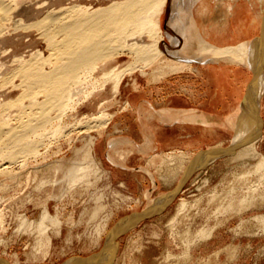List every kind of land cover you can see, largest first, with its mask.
Segmentation results:
<instances>
[{
  "label": "rangeland",
  "instance_id": "1",
  "mask_svg": "<svg viewBox=\"0 0 264 264\" xmlns=\"http://www.w3.org/2000/svg\"><path fill=\"white\" fill-rule=\"evenodd\" d=\"M262 2L264 11V0ZM110 3L106 2L104 6ZM99 7L95 6V9ZM172 9L173 4H167L158 18L155 30L158 34L161 32L160 36L154 34L153 37H144L148 44L160 41L159 48L169 53L153 63H136L127 45H124L126 48L103 53L102 58L86 67L84 74L80 76L78 81L83 85L80 83L79 89L74 91V96L77 92L76 97L73 99L69 95L68 101L64 98L62 102L66 107L59 111L61 114L56 111L50 114L54 123L44 128L43 133H51L46 132L47 139L38 147L37 158L30 159L29 156L26 163L15 162L12 165L5 163L6 161L1 162L0 169L10 165L12 170H9L10 173H0V259L9 264H79L104 250L111 230L123 217L156 205L162 197H167L174 190L178 170L176 167V173L170 172L171 176H168V165L154 166L155 172L150 174L141 190L111 182L109 167L96 160V146L92 145L93 141L95 143L100 139L105 129H87L92 126L87 123L89 117L100 112L113 115L119 109L120 96L111 89L110 84L101 83L103 74L126 69L123 79L140 76L159 80L174 72H185L191 67L187 65L185 69L183 63H178L172 57L177 52V55L184 57H189L191 53L183 55L184 45L190 38L186 43L184 37L178 38V42L177 38L170 36L169 19ZM19 19L25 21L20 17L16 20ZM261 22L262 19L260 26ZM11 27L0 40V103L3 107L0 109V113H3L0 125L4 124L3 132H7L1 136L8 135L10 130L26 133L19 124L22 122L17 119L21 115L20 105H28L29 100H21L23 89L16 86L21 80L14 79L11 75L18 67L14 57L24 56L26 60H30L32 53L39 52L41 56L37 55L35 58L40 56V60L37 59L39 63H46L42 67L46 71L51 69L50 61L55 62L60 58V54H52L47 39L38 32L23 33ZM170 37L175 38L177 43ZM198 39L201 38H196L195 42ZM190 56L194 57L195 54ZM61 61L66 63L62 64L64 67L73 62L67 59ZM62 79L60 82L66 84L74 81L73 78ZM38 100L43 101L44 96L39 95ZM10 101L16 102L18 106L13 102L16 106L8 104L7 107L5 103ZM258 102L260 120L257 118L256 124H261V132L258 133L262 134V139L258 142L257 150L264 155V90L258 97ZM129 107L124 103V110ZM4 111H7L6 114L9 111L10 114L6 115ZM56 115L61 116V119ZM246 117L247 113H244L243 120ZM246 122L248 123L246 119L242 122V130L247 126ZM41 132L42 130L39 133ZM35 136L36 133L33 132L27 140L38 141ZM8 145L12 147L10 140H6V146ZM229 145L231 143L227 141L223 146L225 148ZM87 147L91 149V157L85 155ZM15 148L18 149V146ZM241 150L235 149L196 171L161 214L144 219L130 229L125 228L115 240L114 247L117 251L113 264H264V167L257 165L260 162L258 158L252 160L251 157H246L238 161ZM16 151L5 150L7 154H14ZM21 159L24 160L23 156L19 158ZM93 162L101 168L100 172L95 171L97 168ZM79 164L95 170L88 173L86 169L87 173L83 174L85 176L81 177L82 180L77 181L80 182L78 185L70 184L73 182L69 178L66 180L64 176L66 169ZM173 168L175 167L169 166V169ZM159 176L163 177L164 184L159 181ZM69 184L73 187L70 188ZM255 185L261 187V190L253 194L248 189ZM148 190H152L149 197L146 196ZM44 214L48 217L44 218ZM41 222L43 228H40Z\"/></svg>",
  "mask_w": 264,
  "mask_h": 264
},
{
  "label": "bare ground",
  "instance_id": "2",
  "mask_svg": "<svg viewBox=\"0 0 264 264\" xmlns=\"http://www.w3.org/2000/svg\"><path fill=\"white\" fill-rule=\"evenodd\" d=\"M109 1L111 3L108 6L107 5L104 6V4ZM198 1L199 0H0V40L4 37V35L8 31L11 30L10 29L11 26L15 27L17 31L20 30V32H23V33H28L30 31H36L40 34L41 37L47 39V42L49 43L48 47L49 49H51L52 54L54 52H56V54H60L59 56L60 58H57V57H56L57 59L54 58L56 59L55 62L53 61L49 62L51 66V69H49L50 71H46L44 68H42L45 66L46 63H42V64L39 63L40 56H41L39 52L37 54L32 53V57H31V58H35L37 55H40L37 58L39 60H37L36 58L35 60L31 58L30 60H26L24 56L23 57L13 56L14 57L13 60L18 65V67H16L17 69H15L11 75H13L14 79L19 78L21 80L20 84L16 86L17 88L20 86L21 89H23V93L21 95L23 97L22 98L18 97V98L19 99L21 98V100L23 99L29 100L28 105H23L22 103H18L19 105L22 104L20 105V108H22V110L19 109L21 111L20 113L22 116L21 115L19 116L17 114L19 117V119L17 120L18 122L20 121L22 122L19 124H21V127L23 128L22 129L23 132L25 131L26 133L21 134L19 131L18 133L16 130H14L13 132L12 130H10L11 133L9 132L8 135H4L6 136L4 137L1 135L4 133L7 134V132H3V130H5L4 124L2 126L0 125V164L3 161H6L5 163L11 164V165L15 162L26 163V160L28 159L27 157L29 156H31L29 157L30 159L35 158V157L37 158L38 147H41L42 146L41 143L45 141V139H47V136H45L47 131L43 133L44 128L49 127V124H51L53 120V118L50 117V114L53 111H56V113L61 114L62 112H59V111H61L62 107L63 109L64 107H66L63 104L64 98L65 100L68 101L69 97L67 96L70 95V97L71 98L73 97V99L76 97L77 92L74 96V93H75L74 91H76V89L78 88V85H80L81 83L80 81H78L80 79V76L84 74L86 67L93 65L94 64L93 62H96L97 60L101 59L103 53H106L109 50L123 49L125 47L124 45H127L128 49L132 53L133 60L136 63L137 62L153 63L158 58L169 53L168 51H163L159 48L160 41H157L155 44H148L146 41H144V37H147V36L153 37L154 34L159 35L161 33L159 32L158 34V32H156L155 30V27H156L158 18L163 13L167 4H169V6L173 4L174 6V9H172L171 11L172 16H170V18L172 17V20H173L172 25L176 27V30L174 26H173V29L175 31L179 29L178 30L179 33H181L180 29L187 30L186 24H184L186 21L183 22L184 19L187 20L186 17L188 18V21H189L187 22L188 24L187 27L191 28L192 27L191 21L193 20V17L195 15L194 14L195 8L197 7L196 4ZM182 3L183 4L185 3V5L187 6L185 8L180 6L179 4L182 5ZM84 4H87V5H84ZM95 6H100V7L95 9ZM261 16H262L261 17L262 25L260 29V34L263 28L264 11ZM18 17L23 18L25 21H23L22 19L16 20ZM195 28L196 27H194V29ZM191 33L193 34L195 32L193 31ZM191 33L189 32V35ZM183 34L184 32L182 33V35ZM187 34L186 36H189ZM171 37L169 39L172 40L173 38ZM161 38H162V34H161ZM257 38H255L253 41L241 42L235 46L218 47V46H214L206 42L204 39L196 40V42L199 43L197 46L196 45L197 43L195 42L196 37L195 38L191 36L185 37L186 39L185 42L187 41V39H189L190 41L188 40L189 42L188 43L186 42L187 43V44L185 43L186 45L183 44L185 46L183 50V55L191 52L189 53V57H184V56H181L180 54H178L180 55L178 57L177 51H176L177 53L174 51V53L176 54L172 53L174 55L172 57L175 58V60L178 61V63H183L182 65L186 66L185 69L187 68V65H191L193 62H200L202 64L203 63L205 64V63L211 62L212 60H216V59H227L233 63L244 65L248 69H252V70L257 67L258 69L261 68L259 77L256 80H254V82L252 83V86H251L252 92H249V94H251V97H250L251 101H250L249 107H247L248 117L245 118L246 121H248V123L246 122L247 126L244 128L243 132H241L239 136L232 142V144L234 143L236 144L238 142H244L238 148V149L240 148L242 149L241 152L238 153V157H237L238 161L244 160V158L246 157L247 158L251 157L252 160L258 158L260 162L257 165L264 167V155L261 154L257 150V145H258V142L262 139V134L258 133L256 138L249 140L250 135H252V133L255 130L258 131L260 127V126H257L256 124V119H257L256 117H258L259 111L258 113L256 112L257 115L255 117L253 109L254 107H257V106L259 107L258 97L262 95L263 90H264V60L263 62L261 60V58H263L262 56L264 55L263 54L264 53V41L263 43H260V42L257 43L256 42ZM173 41L174 43H177L178 38H177V41H175V38L173 39ZM196 46H197V49H196ZM169 51H170V48H169ZM178 51L180 52V50ZM194 51H195L194 53L195 56L194 57L190 56V55H194L193 54ZM196 52L197 54L200 53L202 55L198 54V56H196L197 55ZM168 57L169 59L171 58L170 56ZM168 57L166 56V58ZM60 59L61 60L67 59L71 61L73 60V62L72 64L71 62L70 64L68 63L69 65L67 64L68 66L64 67L62 64H64L65 62H62ZM64 65H66V63ZM182 68H180V70ZM125 72H126V69H123L117 72L113 70L112 72L105 73L100 79L102 81L101 83H103L104 85L110 84L111 89L116 94H118L120 84L123 80V77L125 76ZM64 77L73 78L74 81H69V83L67 82V84L66 82L64 83L60 82L61 80H63L62 78ZM81 85L83 84L81 83ZM16 86H14V88ZM39 95L44 96V100L41 102H39L38 100ZM18 98L16 99V101L19 100ZM13 102L11 103L10 101L9 103L7 102L5 104H7L6 106L8 107V104L12 105ZM14 103L16 104V102ZM61 104L63 106H61ZM2 108L3 107L1 106V103H0V109ZM0 114L2 115L0 117H3V113H0ZM7 114H10L9 111ZM113 116L114 115L104 114V112H100L99 114L95 116H91L88 118L87 123L92 124V126H89V128L87 127V129H89V131L91 129H94V130L98 129L99 131L106 129L107 125L109 124ZM57 117L61 119L60 118L61 116L58 115ZM240 118L239 120H241V122L245 120V119L243 120V118L242 119ZM55 120L56 118L54 117V121ZM238 127L240 128V126ZM41 130L42 132L39 133ZM33 132L36 133L35 137L37 138L38 141L27 140L31 137V133L33 134ZM47 133H51V132H47ZM26 134H28V136ZM6 140H10V145L12 143L11 145L12 147H10L9 145L6 146ZM26 142L28 144H26ZM96 143L97 142L94 143V141L92 142V145L94 144L93 147L96 146ZM14 144L15 146H18V149L15 148ZM13 148H15L18 152L16 151V153L14 154L9 153V152L7 154L5 152V150L8 151V149L14 151L15 149L13 150ZM90 150L91 149L87 147L85 155L86 156L89 155L88 157H91ZM230 152L232 151H229L228 153L226 152L223 153V151H217L211 154L209 153L207 156L203 155L201 158L194 159V162L190 165V167L186 171L187 175L184 174V176L186 175L185 178L184 179L182 178L183 180L180 181V183L176 187H179V189L183 188L184 184L186 183V180H188V178L191 177L196 171L203 169L209 163H212L216 159L221 158V157H217V158L215 157L219 153H223L225 154L224 156H226ZM77 153H80V152H77ZM22 156L24 160L22 159L19 160V158L20 157L22 158ZM88 157H85V158L88 159ZM93 163H94V166H96L97 168L96 170L95 169L93 170H95L96 172L97 171L100 172L101 168L97 167L95 162ZM0 166L2 167V164ZM76 166L74 165L73 167L66 169L67 172H65L64 176L66 177L65 178L66 180L67 178H69L70 182H73V183L69 182L70 184L77 183V181H79L82 176L83 177L85 176L83 174H86L87 170H88V173L91 170V168L89 167L85 168L80 164ZM10 169L12 170L11 166L6 165L2 169H0V173L1 172L10 173L9 171ZM97 176L99 175L97 174ZM86 178L84 179L86 180ZM152 181H153L154 186H156L155 185L156 182L154 178ZM78 183L74 185H78ZM70 184H69L70 188L73 187ZM248 190L252 192L253 194L254 193L256 194L257 192H259V190H261V187H259L258 185H255L254 187H250ZM151 191H149L146 194L147 197H149ZM172 199L173 198L171 197V200ZM167 201H168V198L163 200L162 204L164 205L169 204V201L168 202ZM151 202L153 203L154 201L152 200ZM95 214L96 212H94V215ZM44 216H45L44 218L48 217L47 214H44ZM263 221H264V218H263ZM56 223H57V220H56ZM41 226L42 228L44 227L42 225V222H41L40 228ZM123 231H125L123 227H122V230L120 229L119 231H116V229L115 231L113 230V233H111L109 237H107L108 239H110L111 237L112 238H111L110 244L107 245L106 249L102 253L95 254L94 255L95 257L93 256L91 261L83 260V262L80 261L81 263L79 262V264H94L93 262L94 260L102 261V259H104L102 261L103 262L102 264H113L116 251H117L116 248L114 247L115 240L118 238L119 234H121V232ZM0 264H9V262H7L6 260L0 259Z\"/></svg>",
  "mask_w": 264,
  "mask_h": 264
},
{
  "label": "crops",
  "instance_id": "3",
  "mask_svg": "<svg viewBox=\"0 0 264 264\" xmlns=\"http://www.w3.org/2000/svg\"><path fill=\"white\" fill-rule=\"evenodd\" d=\"M196 6L192 27H187V17L182 19L187 30L180 29L181 33L170 18V36L200 37L229 47L260 34V0H199ZM190 69L159 80L140 76L122 80L119 109L95 147L96 160L109 167L111 182L141 190L154 166L168 165V176L177 167L178 185L200 151L222 149L244 130L239 118L244 113L248 117L242 105L253 70L227 59L193 62ZM124 103L130 106L127 110ZM162 176L158 179L164 184Z\"/></svg>",
  "mask_w": 264,
  "mask_h": 264
},
{
  "label": "water",
  "instance_id": "4",
  "mask_svg": "<svg viewBox=\"0 0 264 264\" xmlns=\"http://www.w3.org/2000/svg\"><path fill=\"white\" fill-rule=\"evenodd\" d=\"M263 41H264V21H263V28H262V32H261V34H260V37H258L257 39H256V42L258 43V42H260V43H263ZM264 54V53H263ZM263 58H261V60H262V62H263V60H264V55L262 56ZM260 71H261V68L260 69H258V67L257 68H254L253 69V77H252V80H251V84L249 85V87H248V90H247V94H246V97H245V99H244V102H243V105H242V108H244V109H246L245 111H247V107H249V105H250V97H251V94H249V92H252L251 91V86H252V83L254 82V80H256L258 77H259V75H260ZM254 114H255V117H256V112L258 113V111H259V107L257 106V107H254ZM259 117V116H258ZM258 117H256V118H258ZM259 120H260V118H258ZM258 132L260 133L261 132V124H260V127H259V129H258V131H254L253 133H252V135H250V139L249 140H252V139H254V138H256L257 137V135H258ZM244 142H238V143H234V144H231V145H229L228 147H226V148H222V149H219V150H205V151H200L199 153H198V155H197V157L196 158H201L203 155L204 156H207L209 153L211 154V153H213L214 151H223V153L224 152H226V153H228L229 151H233V150H235V149H238L242 144H243ZM223 153H219L218 155H216L215 157L217 158V157H222V156H224L225 154H223ZM187 175V174H186ZM185 175V176H186ZM185 176L183 177V179L185 178ZM183 179H181V180H183ZM189 180V179H188ZM188 180H186V183L188 182ZM185 183V184H186ZM185 186V185H184ZM184 186H183V188H184ZM180 191H182V188L181 189H179V187H176L174 190H172L170 193H169V195L167 196V197H162L157 203H156V205H154V206H152V207H149V208H147V209H145V210H143V211H141L140 213H134V214H130V215H128V216H125V217H123L116 225H115V227L113 228V230L115 231V229H116V231H119L120 229L122 230V227L125 229H130V228H132V227H134V226H136L140 221H142V220H144V219H147V218H150V217H153V216H155V215H159V214H161L162 212H163V210H165L164 208H166L167 206H169L173 201H174V199H175V197H177V195H178V193L180 192ZM171 197L173 198L172 200H171ZM166 198H168V201H169V204H167V205H164V204H162V202H163V200H165ZM170 199V200H169ZM167 201V202H168ZM162 205V206H161ZM113 230H111L112 232H110V234L111 233H113ZM112 238V237H111ZM111 238L110 239H108L107 240V243H106V246H105V248H104V250L106 249V247H107V245L108 244H110V242H111ZM103 250V251H104ZM102 251V252H103ZM102 252H100V253H102ZM100 255V254H99ZM98 255V256H99ZM95 257V256H94ZM92 258H93V256L92 257H89V258H87V259H85V260H89V261H91L92 260ZM86 261V262H87ZM93 262H95L96 263V260H94Z\"/></svg>",
  "mask_w": 264,
  "mask_h": 264
}]
</instances>
